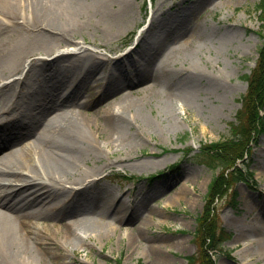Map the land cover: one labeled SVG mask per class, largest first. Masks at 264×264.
<instances>
[{
    "label": "rangeland",
    "instance_id": "obj_1",
    "mask_svg": "<svg viewBox=\"0 0 264 264\" xmlns=\"http://www.w3.org/2000/svg\"><path fill=\"white\" fill-rule=\"evenodd\" d=\"M80 1L76 18L63 38L59 34L47 33L41 41H33L26 36L29 15L24 17L20 13L18 20L23 22L18 25H12L3 18L0 21L1 61L5 62L6 58L2 56L6 51L10 49L8 52H14L19 46L17 56L28 55L24 59L26 63L32 53L40 52L35 55L45 56L42 53L47 49L42 46L49 42L73 46L74 41L83 40V47L98 52L93 51L95 56L83 52L79 56L80 61L75 60L77 65H70L66 74L74 73L72 83L77 81L80 85L87 81L93 86L100 76L96 74L100 70L98 65L104 62L98 55L106 57V50L117 48L137 27L153 16L158 27L164 25L167 28L179 23L197 29L191 47L186 49L182 44L183 40L189 38L185 34L173 44L182 46L179 51L171 53L167 47L156 57L157 65L163 61L170 70L169 84L178 82V78L185 73L194 75L196 83L182 88L186 97L174 106V111L150 90L153 81L148 71L124 78L120 87L110 90L105 89L106 84L101 79L104 87L99 91L94 88L89 91L91 95L84 109L91 118L90 127L87 128L89 132L93 128H102L104 119L112 115V108L121 106L120 99L125 93L134 100L137 97L141 100L139 107L149 120L150 124H146L138 114H129L133 118L127 122L129 126L125 125V129L139 144L128 150L129 147L123 148L115 143L114 158L102 154L89 159L84 165V168L93 167L99 172L100 178L95 184H90L91 190L106 197L110 192L114 193L115 202L124 200L130 212L126 211L121 220L113 222L114 230L106 237L100 239L94 234L88 236L79 232L82 236H76L78 246L75 245L73 249L72 245L67 246V253L56 247L51 248L52 261L45 264H154L152 260L155 257L151 254L153 246L163 251L162 257L167 264H206L201 249L200 216L207 220H211L212 216L216 223L215 235L219 238L214 242L218 250L212 251L211 255L214 264H264V253L257 250L255 245L249 249V254L243 253L244 242H239L242 235L236 236L238 225L232 224L233 218L242 219L244 214L247 216L246 209L249 215L264 217V167H261L255 155L256 152L264 154V127L251 138L247 158L238 159L227 169L228 176L222 180H226V186L214 191L218 193V198L214 200L213 213L210 212L212 204H209L213 198L210 183L224 169L216 166L218 162H210L198 155L203 147L231 137L232 128L237 123L240 98L247 89L245 76L254 68L258 49L264 41V16L257 10L260 0ZM0 9L4 14L10 12L8 8ZM18 9L23 10L21 6ZM9 27L13 31L7 32ZM228 33L231 35L227 36ZM78 45L81 46V43ZM138 60L135 68L143 65L146 59ZM16 61L3 75L19 74L17 68L20 65ZM129 64L125 67L130 68ZM75 75H83V78L76 79ZM24 106L22 103L20 107ZM136 108L128 107L133 112ZM260 109L258 112L264 122V102ZM35 135L34 131L29 130L20 133L9 143L5 141L0 145V158L2 153L32 142ZM93 137H97V134L93 133ZM103 137L104 134L99 141L104 144ZM115 156L124 159L117 161ZM236 168L240 171L231 172ZM185 184L191 188H188L192 193L190 196L195 198L192 203L179 197L178 191L186 187ZM139 203L145 205L144 209L137 208ZM117 205L115 203V208ZM36 221L41 226L32 224L33 232L40 231L37 230L39 226L43 229L41 233L52 239L61 235L54 231L60 223L51 219ZM46 224L50 225L44 229L43 225ZM132 235L131 243L129 236ZM234 235L235 239H240L234 240ZM181 240L184 245L177 244ZM189 256L193 259L187 262Z\"/></svg>",
    "mask_w": 264,
    "mask_h": 264
},
{
    "label": "bare ground",
    "instance_id": "obj_2",
    "mask_svg": "<svg viewBox=\"0 0 264 264\" xmlns=\"http://www.w3.org/2000/svg\"><path fill=\"white\" fill-rule=\"evenodd\" d=\"M20 6L23 8L22 12L18 9ZM79 6L80 0H0V8L10 10L8 14H4L0 9V21L5 18L12 25H18L23 22L18 20V15L22 13L24 17L29 15L26 36L33 41H41L47 33L59 34V37L63 38L67 34L65 31L74 22ZM151 17L134 40L139 44L141 38L148 39L149 49L142 51L144 48L140 42V46L130 44L118 54H106L108 58L100 56L112 61L98 65L100 70L96 74L100 75L99 72H102L103 76L100 75L93 86L87 81L80 85L77 81L72 83L74 73L65 74L70 65H77L76 61H80L79 56L83 52L87 51L89 55H94L93 51L98 52L83 47V40L74 41L72 47L60 42H49L42 46L47 49L42 53L45 56L35 55L40 52H35L34 55L32 53L26 63L24 59L28 55L17 56L20 46L14 49V52H8L9 49L4 53L2 57L6 58L5 62L0 59V145L5 141L9 143L15 140L25 131L36 133L32 142L22 148L2 153L0 158V188H11L9 192H0V264H45L52 261L51 248L56 247L67 253V246L72 245L71 249L75 245L78 246L79 240L76 236H82L81 233L88 236L94 234L100 239L106 237L114 230L113 222L121 220L126 211L130 212L124 200L115 202L114 193L110 192L109 197H106L89 190L90 183L95 184L98 181L99 172L93 167L84 168V165L89 159L102 154L114 158L115 143L123 148L129 147L128 150L139 144V141L126 131L125 125L129 126L127 122H131L133 118L129 114H138L146 124H150L139 107L141 100L138 97L134 100L128 93L123 94L120 99L121 106L118 109L112 108L114 111L110 117L104 119L102 128H93L92 132L87 130L91 118L84 109L91 95L89 91L92 88L99 91L104 87L100 81L104 76H109L104 85L106 84L105 89L110 90L120 87L124 78L134 77L141 71L150 73L148 76L152 77L153 81L150 90L172 111L174 106L186 97L182 88L191 87L196 83L195 76L185 73L178 78V82L169 84L170 70L163 61L157 65L156 57L167 47V51L171 50V53L179 51L182 46L173 44L185 34H188L189 38L183 40L182 44L186 49L191 47L194 42L192 37H195L197 29L179 23L167 28L164 25L158 27L155 18ZM41 28L44 31H41ZM9 30L13 31L11 27L7 28V32ZM229 35L231 34L228 33L227 36ZM51 55L52 57L47 59ZM120 55H126L124 59L133 57L138 58L140 62L141 59L146 60L139 68L134 67L137 62L135 61L129 64V69L124 67L115 73L119 60L114 59ZM16 60L19 61L17 70L20 75H3L11 64L17 63ZM42 63L45 64L43 69L39 67ZM111 67L114 70H111ZM192 70L196 71L193 67ZM60 76L65 78L63 82L55 84L56 87L40 95L18 94L19 91L14 89L17 80L24 78L41 79L46 84L49 79H59ZM75 78L81 79L83 75ZM11 82L14 83L10 85ZM22 103L25 106L20 109ZM130 106L137 107V110H129ZM93 133H96L97 137H93ZM102 134L104 144L99 141ZM255 155L261 167H264V154L256 152ZM115 159L120 161L124 158L115 156ZM76 184L80 185L81 191L72 187ZM185 186L178 191L179 197L192 203L195 198L190 196V187L186 184ZM71 200L79 203L76 206L70 205ZM115 203L118 204L117 208ZM144 204L139 203L137 208L144 209ZM245 212L247 216L244 214L242 219H232V224L238 225L235 229L236 236L242 235L241 239H235L234 235V240L240 239L239 242H244L243 253L249 254L247 252L253 249L254 245L264 253V217L249 215L247 209ZM38 219H51L52 222L60 223L54 231L61 235L52 239L51 236L41 233L43 229L39 226V233L33 232L31 225L39 224L36 221ZM49 225H43V228L46 229ZM243 236L245 238H242ZM132 237L133 235L129 236L131 243ZM177 244L184 245L183 240L177 241ZM162 253L159 247L153 246L151 254L155 257L152 260L154 264H167Z\"/></svg>",
    "mask_w": 264,
    "mask_h": 264
},
{
    "label": "trees",
    "instance_id": "obj_3",
    "mask_svg": "<svg viewBox=\"0 0 264 264\" xmlns=\"http://www.w3.org/2000/svg\"><path fill=\"white\" fill-rule=\"evenodd\" d=\"M257 10L260 15L264 16V0L259 1ZM245 77L248 85L246 92L241 97V108L237 112V123L232 128L231 137L203 147L201 154H198L207 158L210 162H218L219 164L216 166L224 169L219 173V176L217 178L215 176L210 183V189H212L211 195L213 198H211L209 204H212L210 206V212L212 213L215 207L213 204L218 197V193L214 191L220 188V186H226V180L223 182L222 180L228 176L227 169L229 166H232L235 161L243 158V155L248 152L250 146L249 142L253 135L257 134V132L264 127V122L258 112L264 102V41L258 49V57L254 68L251 73ZM237 170L239 171V169L236 168V171L234 170L231 172L237 173ZM210 219L211 220H207V218H201V216L199 218V232L200 230L202 232L201 249L205 254L204 262H206V264H214L211 252L218 250L215 246L216 243H214L219 238L218 235H215L216 223L212 219V216ZM191 259H193L192 256L187 257V262L191 261Z\"/></svg>",
    "mask_w": 264,
    "mask_h": 264
}]
</instances>
